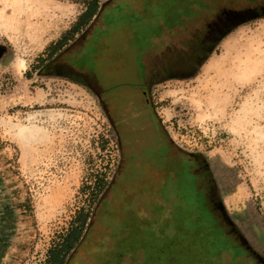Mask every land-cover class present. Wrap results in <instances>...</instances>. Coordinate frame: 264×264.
<instances>
[{
  "label": "rangeland",
  "instance_id": "obj_1",
  "mask_svg": "<svg viewBox=\"0 0 264 264\" xmlns=\"http://www.w3.org/2000/svg\"><path fill=\"white\" fill-rule=\"evenodd\" d=\"M39 2L0 0V264H45L80 211L92 225L71 264L231 263L230 238L186 181L156 179L121 156L102 102L148 108L146 69L164 53L184 58L230 12L233 26L195 72L155 86L152 99L186 162L206 165L225 211L264 256V13H254L264 0L107 1L51 59L88 86L42 72L88 1ZM32 126L34 137L22 139ZM102 176L110 184L96 207ZM209 232L217 237L206 245Z\"/></svg>",
  "mask_w": 264,
  "mask_h": 264
},
{
  "label": "flooded vegetation",
  "instance_id": "obj_2",
  "mask_svg": "<svg viewBox=\"0 0 264 264\" xmlns=\"http://www.w3.org/2000/svg\"><path fill=\"white\" fill-rule=\"evenodd\" d=\"M85 1H88L87 11L92 5H97V13L94 16L97 18L103 12L102 5L111 0ZM259 11L264 13V7L254 13H260ZM227 14L228 19L226 18L222 25L219 24L220 26L207 30L198 42L189 46L187 54L186 52L183 54L184 58L179 59L178 55L173 57L172 53L166 56L164 53L160 59L157 58L158 61L156 59L146 69L147 75L141 92L149 98L150 106L148 108H142L135 101L122 103L111 96L105 97L102 102L109 125L118 139L121 156L137 161L145 171L148 170L156 179L186 181V194L200 196L201 206L210 214L217 232L222 238H230L229 250L232 255L230 264H264V256L254 248L225 211L221 198L214 187V181L206 170V165L202 166L196 157L194 163L198 164L197 169L186 162V152L176 147L170 139L161 124L158 111L154 106L155 101L152 99L155 86L169 81H186V77H190L195 72L215 45L217 38L233 26V13ZM79 36L77 32L74 33V37L69 40V43L78 39ZM4 53L5 48L0 45V59ZM51 59L45 61L43 73L46 71L49 75H56L88 86L86 83L80 82L79 77L68 72L65 68L53 67Z\"/></svg>",
  "mask_w": 264,
  "mask_h": 264
},
{
  "label": "trees",
  "instance_id": "obj_3",
  "mask_svg": "<svg viewBox=\"0 0 264 264\" xmlns=\"http://www.w3.org/2000/svg\"><path fill=\"white\" fill-rule=\"evenodd\" d=\"M96 9H97V5H92L91 7H89L88 11L87 10L85 11L86 13L83 14L76 23V26H75L76 29H74L76 32H78L82 26L86 25V27H87L91 23V18L93 16L94 12L96 11ZM65 38H66V42H67L69 40V38H67V36ZM65 38H62L61 40H59L54 45V49L50 51V53H51L50 59L53 56H55V54L60 52V49L62 48V46L64 44H66V43H64ZM109 184L110 183L105 179V176H102V177H99L96 179L95 186H94V191L98 197V199L95 203L96 207H98L99 204L101 205V203L103 202L105 195H106V192L108 191L107 187ZM192 196H197V195H192ZM91 217H92L91 213L80 211V213L78 214L77 219L75 221L76 223L69 230L67 235L63 239H61L62 241L60 243H58L56 246H53L49 250L48 258H47L45 264H71V262L68 261L70 254L76 248V246L81 243V238H83L84 231L87 228V226L92 225V223L89 224V222H90L89 219ZM211 221L214 223L212 218L210 219V223L213 224ZM92 222H93V220H92ZM206 230H208V229L206 228ZM213 235H214V237H213ZM213 235L210 234V232L207 233V238L204 239V241L206 242L205 243L206 245H209V243L211 244V242L214 241V238L217 237V236H215V234H213ZM219 237L221 238L220 235H219Z\"/></svg>",
  "mask_w": 264,
  "mask_h": 264
},
{
  "label": "bare ground",
  "instance_id": "obj_4",
  "mask_svg": "<svg viewBox=\"0 0 264 264\" xmlns=\"http://www.w3.org/2000/svg\"><path fill=\"white\" fill-rule=\"evenodd\" d=\"M14 1L21 2V5L22 4L27 5L28 2L32 1V4H34L37 7V9H39V10L41 9V7H44L43 4L39 2V0H14ZM37 14L39 15L40 13H37ZM24 65H25V61L21 60L19 63V67L17 66V68H24ZM35 134H36V130H35V127H33V126L27 127V128H21L19 130V136L22 139H30V138L34 137Z\"/></svg>",
  "mask_w": 264,
  "mask_h": 264
},
{
  "label": "crops",
  "instance_id": "obj_5",
  "mask_svg": "<svg viewBox=\"0 0 264 264\" xmlns=\"http://www.w3.org/2000/svg\"><path fill=\"white\" fill-rule=\"evenodd\" d=\"M113 4H114V3H113ZM98 9H100V8H98ZM84 12H85V11H84ZM84 12H83V13H84ZM95 13H97V9H96V11L94 12V14H93V16H92V18H91V22L95 19V18H94V16L96 15ZM77 33H78V35H80V32H79V31H78ZM73 37H74V35H73L72 38H70V39H73ZM70 39H69V40H70ZM69 40L67 41L66 44H64V45L62 46V48H61L62 50H63L64 48H66L67 45H69ZM61 49H60V51H61Z\"/></svg>",
  "mask_w": 264,
  "mask_h": 264
},
{
  "label": "water",
  "instance_id": "obj_6",
  "mask_svg": "<svg viewBox=\"0 0 264 264\" xmlns=\"http://www.w3.org/2000/svg\"><path fill=\"white\" fill-rule=\"evenodd\" d=\"M260 13H258L257 15H259ZM253 17V16H252ZM238 18H241L242 19V21L245 19V18H247V15H244V16H241V17H238Z\"/></svg>",
  "mask_w": 264,
  "mask_h": 264
}]
</instances>
